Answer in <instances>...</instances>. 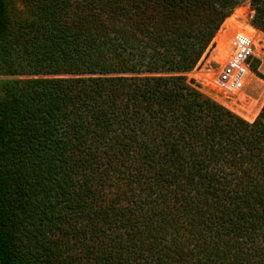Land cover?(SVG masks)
Returning <instances> with one entry per match:
<instances>
[{
    "label": "trees",
    "instance_id": "16d2710c",
    "mask_svg": "<svg viewBox=\"0 0 264 264\" xmlns=\"http://www.w3.org/2000/svg\"><path fill=\"white\" fill-rule=\"evenodd\" d=\"M20 1L0 0V264H264V105L247 121L190 77L245 0Z\"/></svg>",
    "mask_w": 264,
    "mask_h": 264
},
{
    "label": "built area",
    "instance_id": "2783aa9c",
    "mask_svg": "<svg viewBox=\"0 0 264 264\" xmlns=\"http://www.w3.org/2000/svg\"><path fill=\"white\" fill-rule=\"evenodd\" d=\"M211 51L213 54L206 63L215 64L216 69H202L196 73L198 77L191 78L196 84L199 81L201 85L212 87L217 94L224 96L228 103L235 105L237 102L240 107L249 108L251 99L244 90L252 73V63L259 59L254 37L250 33L238 31L228 47L222 39L220 45L212 47L207 54Z\"/></svg>",
    "mask_w": 264,
    "mask_h": 264
},
{
    "label": "rangeland",
    "instance_id": "374dc122",
    "mask_svg": "<svg viewBox=\"0 0 264 264\" xmlns=\"http://www.w3.org/2000/svg\"><path fill=\"white\" fill-rule=\"evenodd\" d=\"M10 3L11 14L15 18L20 17L23 14L21 10V1L20 0H7ZM254 12L249 6L248 0L243 1L238 7L235 8L232 15L233 20L229 23L228 27L222 28L220 27L218 33L216 34L213 43L215 47L217 44L220 45L222 39L225 41L227 47L230 43V40L238 31H244L250 33L256 42V50L259 55V59L255 60L252 63V67H258L257 72L261 75L257 76L255 73H251L245 87V94L251 99V106L249 108L240 107L239 103H235V105L228 103L224 96H221L215 92L212 87H208L205 85H201L198 81L197 84L199 86V90L208 98L214 100L216 103L220 104L227 110L233 112L234 114L240 116L241 118L247 121H253L258 113L260 112L262 106L264 105V34L253 28L251 26V19L253 18ZM221 31V32H220ZM208 54L200 60V64L193 70L190 77L194 78L198 77L196 75L202 69L211 68L216 69V65L206 63V59ZM197 79V78H196Z\"/></svg>",
    "mask_w": 264,
    "mask_h": 264
},
{
    "label": "bare ground",
    "instance_id": "6f19581e",
    "mask_svg": "<svg viewBox=\"0 0 264 264\" xmlns=\"http://www.w3.org/2000/svg\"><path fill=\"white\" fill-rule=\"evenodd\" d=\"M232 20H233V17H229V18H227V19L225 20V23H224V25L222 26V28L224 29V28L228 27L229 23H230ZM220 32H221V31H220Z\"/></svg>",
    "mask_w": 264,
    "mask_h": 264
},
{
    "label": "crops",
    "instance_id": "0c3cea01",
    "mask_svg": "<svg viewBox=\"0 0 264 264\" xmlns=\"http://www.w3.org/2000/svg\"><path fill=\"white\" fill-rule=\"evenodd\" d=\"M221 30V29H220ZM213 52L211 51L206 59V61L210 60L211 56H212Z\"/></svg>",
    "mask_w": 264,
    "mask_h": 264
}]
</instances>
